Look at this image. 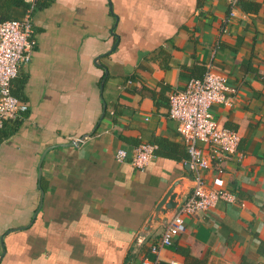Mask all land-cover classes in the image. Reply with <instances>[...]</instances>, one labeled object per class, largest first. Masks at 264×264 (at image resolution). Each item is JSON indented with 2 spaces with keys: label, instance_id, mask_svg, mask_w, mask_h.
Here are the masks:
<instances>
[{
  "label": "crops",
  "instance_id": "crops-1",
  "mask_svg": "<svg viewBox=\"0 0 264 264\" xmlns=\"http://www.w3.org/2000/svg\"><path fill=\"white\" fill-rule=\"evenodd\" d=\"M231 1L51 0L33 14L36 44L12 82L28 109L0 139V264H264V0L233 16ZM209 68L234 99L210 112L240 141L221 172L215 161L199 175L237 201L187 217L154 255L166 222L145 234V220L196 176L168 96ZM141 143L157 146L143 170L115 160Z\"/></svg>",
  "mask_w": 264,
  "mask_h": 264
},
{
  "label": "built area",
  "instance_id": "built-area-1",
  "mask_svg": "<svg viewBox=\"0 0 264 264\" xmlns=\"http://www.w3.org/2000/svg\"><path fill=\"white\" fill-rule=\"evenodd\" d=\"M237 1L230 3V16L234 15ZM33 32L32 10H28L20 19L0 23V130L6 122L20 118L28 109L26 103L12 94V82L18 76L20 66L31 59L36 44ZM232 92L226 77L209 68L201 78H191L182 90H175L168 96V117L178 124L177 131L186 145L185 164L196 176L191 192L171 221L165 224L158 243L151 246L150 251L154 255H158L162 248H170L174 239L185 232L187 217L207 212L220 201L231 204L237 201L233 193L208 187L199 175L215 161L218 172H221L219 164L238 148V132L221 126L210 112L213 104L231 107L234 99L229 94ZM198 142L207 145L209 151L201 149ZM156 150L155 144L141 143L129 160L123 149H118L114 157L118 163H128L136 170H143ZM139 264L156 262L142 259Z\"/></svg>",
  "mask_w": 264,
  "mask_h": 264
},
{
  "label": "trees",
  "instance_id": "trees-1",
  "mask_svg": "<svg viewBox=\"0 0 264 264\" xmlns=\"http://www.w3.org/2000/svg\"><path fill=\"white\" fill-rule=\"evenodd\" d=\"M51 3V0H0V23L20 19L28 11L32 10V23H33V14L45 7H48ZM260 4L253 0H238L236 7H238L244 14L254 15L257 14L260 10ZM205 73V72H204ZM203 73V75H204ZM202 75V76H203ZM201 76V77H202ZM193 77V78H201ZM15 96V94L12 92ZM16 97V96H15ZM22 120L20 118L13 120L9 123H5L4 127L0 130V139L8 135L9 124L15 125L20 124ZM186 258H189V252H183ZM156 264H165L162 262H156Z\"/></svg>",
  "mask_w": 264,
  "mask_h": 264
},
{
  "label": "water",
  "instance_id": "water-1",
  "mask_svg": "<svg viewBox=\"0 0 264 264\" xmlns=\"http://www.w3.org/2000/svg\"><path fill=\"white\" fill-rule=\"evenodd\" d=\"M116 47V44H115ZM114 49V48H113ZM75 145L74 143L70 144ZM49 149H46L41 155L40 163L42 162L45 154ZM194 187V182H189L184 186L182 181L174 182L161 197V199L155 205L153 211L145 220L142 227V232L145 234H150L161 227L164 222L169 223L172 217L175 215L176 209L182 201L185 194L188 193L189 188ZM43 192H41V196ZM3 238H0L1 244L3 243ZM1 259V258H0Z\"/></svg>",
  "mask_w": 264,
  "mask_h": 264
}]
</instances>
